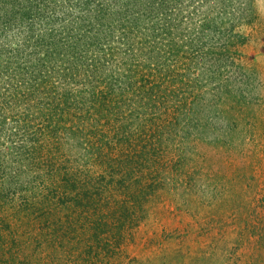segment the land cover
<instances>
[{"label":"rangeland","instance_id":"374dc122","mask_svg":"<svg viewBox=\"0 0 264 264\" xmlns=\"http://www.w3.org/2000/svg\"><path fill=\"white\" fill-rule=\"evenodd\" d=\"M0 264H264V0H0Z\"/></svg>","mask_w":264,"mask_h":264},{"label":"trees","instance_id":"16d2710c","mask_svg":"<svg viewBox=\"0 0 264 264\" xmlns=\"http://www.w3.org/2000/svg\"><path fill=\"white\" fill-rule=\"evenodd\" d=\"M68 91V93H67V95H65V96H63V97H61L62 99H69V96L71 95V93L73 92V91H75V90H71L70 88L69 89H67ZM76 96V95H75ZM74 96V97H75ZM73 97V98H74ZM60 102H61V99H60ZM98 109V108H97ZM86 197H87V195H86ZM111 208L112 207H114V205L113 206H110ZM92 217H94V215L92 214L91 215V219H92ZM108 218V217H107ZM107 218H103V220H99V221H97V225H96V227L97 228H99V226H101V225H103V224H105V223H107L108 222V220H107ZM71 223H72V220L70 221ZM88 224V225H87ZM107 224H109V223H107ZM87 225V226H86ZM86 226V228H84V230L86 231V232H88L89 233V230H92L93 229V227H90V224L89 223H84V226L83 227H85ZM110 227H111V225H110ZM95 228V227H94ZM114 231H115V229H112V227H111V229H110V231H109V236L111 237L112 235H114ZM118 233H119V235H120V229L118 228ZM123 233V229H122V231H121V234ZM92 234H93V238L94 237H96L97 235H96V233L94 232V229H93V231H92ZM102 233H100V235H101ZM99 236V235H98ZM96 237L95 239H94V241L96 242V244H98V243H100L101 241H99L98 242V239H99V237ZM104 236L106 237V236H108V232L107 231H104ZM72 237L74 238V235H72ZM83 239V238H82ZM87 239L89 240V237H87ZM83 249V248H82ZM82 255V254H81ZM86 256H83L82 257V259H84ZM82 259H80L79 261H81Z\"/></svg>","mask_w":264,"mask_h":264}]
</instances>
